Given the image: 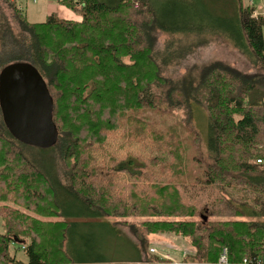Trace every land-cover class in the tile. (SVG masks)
<instances>
[{
    "label": "trees",
    "instance_id": "obj_1",
    "mask_svg": "<svg viewBox=\"0 0 264 264\" xmlns=\"http://www.w3.org/2000/svg\"><path fill=\"white\" fill-rule=\"evenodd\" d=\"M6 1L25 48L9 60L16 56L32 63L46 81L58 129L51 148L60 165L81 161L65 174L70 183H60L52 174L55 162L46 154L51 148H35L45 157L44 162L36 160L6 127L0 105V201L18 206L19 201L40 216L18 210L28 223L23 230L8 229L5 219L7 232L29 238L27 244L19 236L0 234V246L12 258L8 264H106L101 245L79 244L73 231L93 219L116 225L107 219L114 214L108 203L115 198L109 196L108 175L127 184L121 190L131 187L139 197L128 200L117 214H142L133 217L140 220L122 222L130 225L139 243L138 264L151 261L147 256L142 260L150 236L165 232L186 240L193 251L181 263L164 259L147 264H220L226 249L227 264H254L252 260L264 258V148L256 146L264 140H258L264 137V14H255V7L243 0L235 3L240 36L249 44L257 73L217 61L194 64L177 79L164 76L166 68L180 65L210 42L173 32L185 0H59L82 19L52 14L43 22H31L14 0ZM169 5L174 9L168 11ZM161 35L182 37L162 44ZM193 104L206 106L210 119L204 191L194 179L202 161L191 162L185 153L184 168L168 177L161 194L146 196L138 184L153 189L155 171L173 165L179 159L174 150L183 148L181 142H167L162 132L191 122ZM177 109L183 110L180 115ZM89 139L98 144L97 153ZM90 166L101 168L87 173ZM60 208L72 219L85 215L88 221L42 218L59 215ZM12 242L27 261L17 258Z\"/></svg>",
    "mask_w": 264,
    "mask_h": 264
},
{
    "label": "rangeland",
    "instance_id": "obj_2",
    "mask_svg": "<svg viewBox=\"0 0 264 264\" xmlns=\"http://www.w3.org/2000/svg\"><path fill=\"white\" fill-rule=\"evenodd\" d=\"M239 0H185L182 4V7L185 11L181 12L176 16L174 26L177 27L173 32L180 33L179 35H195L198 37L199 41H204L205 39H210V42L207 40L204 43V47L198 49L193 56L189 59L182 61L180 65H171L166 68V74L164 76H173L177 78L181 74H184L188 70V67L196 64L203 65L206 63H212L220 61L223 64L233 68L238 69L246 73H257L256 67L251 61V52L248 42L245 39H241L240 36V26L238 23V11L235 10V3H238ZM245 5L248 4L249 0H243ZM17 4L23 7V10L31 11L32 9H38L39 7L49 3L56 9L58 7V0H16ZM250 3V2H249ZM256 5L259 9H263L261 3H264V0H255ZM47 5V4H46ZM174 6L169 5L168 11L173 10ZM264 12V10H263ZM72 14V12L70 11ZM13 10L10 8L9 3L6 0H0V66L1 62H4L3 68H0V72H3L4 69L11 64L23 63L24 60H17L14 56L12 61L9 60L10 57L25 51L23 44H21V39L19 36V27L16 19L14 18ZM78 15V14H77ZM47 13L42 11L36 18L30 17V21H43L46 19ZM203 35V36H201ZM206 38H205V37ZM182 36L172 37L167 35H161V43H165L171 39H177ZM20 56H25V53L20 54ZM176 71V72H175ZM175 72V73H174ZM202 98V96H200ZM65 104H68L67 99L64 101ZM184 109V108H183ZM183 110L177 109V115H180ZM190 121V118L187 119ZM264 126H262L263 128ZM264 131V129H261ZM163 136L166 138V141H173L176 143H182V149L174 150L179 152L177 154L178 160L174 161L173 165H170L165 170H156V181L155 187L152 189L150 186L149 189L146 186H143L140 182V189L144 190L146 196L158 197L161 194V188L163 185L167 184L168 177L175 176L178 171H181V167L184 168V157L185 153L189 156L188 159L193 162L194 158H197V161H202V171L198 175H195L194 179L197 182L198 188H201L203 191L206 187V176L205 172L207 170V161L209 159V140H210V119L206 110V106L200 104H193V119L187 125L182 123L180 130H177L176 127L170 126L167 131L162 132ZM264 137H260L258 140L262 141ZM88 143L90 146H94L91 150L98 152V144L93 145V140L89 139ZM56 144V141L50 147H40L33 144L25 142V145L29 146L32 156L39 162H44L45 157L40 155L36 149H49L53 148ZM85 141L83 142V146ZM256 146L264 148L263 143H260ZM36 148V149H35ZM52 148L46 153L48 156L52 157L55 162V171L52 172L53 176L57 177L59 182L62 184L70 183V177L65 176L66 173L71 172L73 167L81 161L74 159L70 161L67 165H60L59 155L56 154ZM180 148V147H178ZM231 149V148H229ZM230 152V151H229ZM229 152L227 154H229ZM181 155V158H180ZM211 155V154H210ZM183 164V165H182ZM182 165V166H181ZM101 166L95 168L90 166L85 168L87 173L100 171ZM185 173V171H184ZM109 183L112 184L110 188V195L112 197V202L108 203V206L113 210L114 214L108 216L110 222L116 224L113 226L108 221H101L93 219L90 223L77 224L74 226V235L76 241L81 244L85 242L93 245L100 244L102 248L101 257L107 260L106 264H138L141 260L140 249L138 251L139 243L135 239L130 231V225L122 223L125 220L134 221L140 220L133 217L141 216L142 214H135L129 217H121L117 215L122 213L125 203L132 199V197H138L137 194L131 193V187L127 190H121L125 184L121 179H117L115 175L109 176L106 178ZM171 180V179H170ZM66 181V182H65ZM203 182V183H202ZM117 185L116 187H113ZM246 190H249L246 188ZM141 193V191H140ZM139 198V197H138ZM145 200H152L151 198L144 197ZM110 200V199H109ZM120 202V206H117V202ZM22 210L17 209L19 207L14 202L9 201H0V234H5L7 232L5 228V219L7 221L8 229L12 227L14 230H23L27 227L28 223L25 218L22 217L19 211L22 213L27 212L31 216H39L35 212L26 211L23 208L19 201H17ZM126 207H128L126 205ZM19 210V211H18ZM205 213L208 214V210H205ZM5 215H7L5 217ZM209 215V214H208ZM93 216V215H92ZM40 217V216H39ZM96 217V216H93ZM142 217V216H141ZM42 218L46 221H55V220H69L73 222H85L88 221V218L85 215L80 216L79 218L72 219L70 216H67L63 210L60 208V214L56 216H43ZM145 218V217H143ZM4 221V222H3ZM215 223L219 222L218 220L214 221ZM142 223V222H140ZM140 223H135L139 225ZM133 224V223H132ZM116 227V228H113ZM142 232H145V228L142 227L139 229ZM89 234H92V237H89ZM19 236V238L27 240L29 238L22 233L16 232H7L5 238ZM86 240V241H85ZM11 244V243H10ZM170 245L175 246L170 247ZM13 250L17 256L22 260H26L27 257L25 253L20 249V247L13 243ZM179 246L180 248L176 247ZM3 246V252L1 249ZM0 246V264H8L12 258L9 256L5 245L1 243ZM140 248V247H139ZM151 248L157 249L159 254L170 255L176 259L177 263L183 261V253L188 254L185 250L184 242L181 238L175 236L172 233L165 232L164 234L159 235L154 238L147 248L146 254H142V260L146 259V256L149 260L148 262L140 263H161L164 262V258L158 254L152 253ZM76 249H81V245L76 247ZM12 250V251H13ZM192 252V251H191ZM190 252V253H191ZM189 255V254H188ZM14 260V259H13ZM16 262H19L15 260ZM27 261V260H26ZM66 264V263H64Z\"/></svg>",
    "mask_w": 264,
    "mask_h": 264
},
{
    "label": "water",
    "instance_id": "obj_3",
    "mask_svg": "<svg viewBox=\"0 0 264 264\" xmlns=\"http://www.w3.org/2000/svg\"><path fill=\"white\" fill-rule=\"evenodd\" d=\"M15 63L1 72L0 105L6 127L17 139L40 147L56 141L53 97L46 81L27 61Z\"/></svg>",
    "mask_w": 264,
    "mask_h": 264
},
{
    "label": "crops",
    "instance_id": "obj_4",
    "mask_svg": "<svg viewBox=\"0 0 264 264\" xmlns=\"http://www.w3.org/2000/svg\"><path fill=\"white\" fill-rule=\"evenodd\" d=\"M47 4V5H46ZM45 5L42 4L41 7H39L38 9H32L31 11H28L26 13L25 11V15L27 16V18L30 20V17L32 16L33 18H36L37 15H39L42 11H45L47 13V16H46V19L47 17H49L50 15L52 14H55L57 15L58 17L60 18H64V19H72V20H81L82 18L77 15L73 10L69 9L68 7H66L65 5H63L61 2H59L58 0V7L56 9H54L53 6L51 5H48L49 3H46ZM17 5V4H16ZM248 5V4H246ZM261 5H263V3H261ZM18 8H22V6L20 5H17ZM25 10V9H24ZM70 11L72 12V14L70 13ZM45 19V20H46ZM43 20V21H45ZM43 21H31V22H43ZM159 235H151L150 236V240L151 242L153 241L154 238L158 237ZM176 236V235H175ZM178 237V236H177ZM180 238V237H179ZM182 239V238H181ZM183 240V239H182ZM184 242V246H185V250H189L187 251L188 254H190L191 251H193V248L192 246L186 241V240H183ZM170 247H173L172 249L175 248V246L173 245H170ZM176 247L180 248L179 246L176 245ZM184 258V253L182 255V259Z\"/></svg>",
    "mask_w": 264,
    "mask_h": 264
},
{
    "label": "built area",
    "instance_id": "obj_5",
    "mask_svg": "<svg viewBox=\"0 0 264 264\" xmlns=\"http://www.w3.org/2000/svg\"><path fill=\"white\" fill-rule=\"evenodd\" d=\"M78 1V0H77ZM250 5L252 6H256L255 0H249ZM258 8V6H257ZM255 14H258V12L256 11ZM151 251L153 253L159 254L160 252L157 251V249L152 248ZM227 252L228 250L226 249L223 253V255L220 258V264H227L228 263V258H227ZM162 257L167 258V259H172L169 255H165V254H160ZM252 262L254 264H264V258H256L255 260H252Z\"/></svg>",
    "mask_w": 264,
    "mask_h": 264
},
{
    "label": "flooded vegetation",
    "instance_id": "obj_6",
    "mask_svg": "<svg viewBox=\"0 0 264 264\" xmlns=\"http://www.w3.org/2000/svg\"><path fill=\"white\" fill-rule=\"evenodd\" d=\"M0 75H1V72H0ZM0 79H1V76H0Z\"/></svg>",
    "mask_w": 264,
    "mask_h": 264
}]
</instances>
